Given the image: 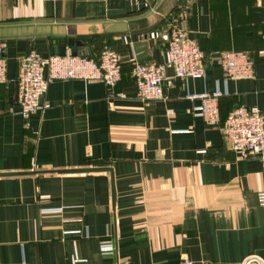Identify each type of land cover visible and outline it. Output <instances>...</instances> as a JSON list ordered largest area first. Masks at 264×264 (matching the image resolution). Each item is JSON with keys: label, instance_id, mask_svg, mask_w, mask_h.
<instances>
[{"label": "crops", "instance_id": "0c3cea01", "mask_svg": "<svg viewBox=\"0 0 264 264\" xmlns=\"http://www.w3.org/2000/svg\"><path fill=\"white\" fill-rule=\"evenodd\" d=\"M173 20L208 54L205 74L168 69L166 97L144 101L134 44L148 36L144 62H165ZM72 41L91 57L119 53L116 90L126 96L110 99L102 79H58L50 106L24 118L22 56ZM0 43V264H71L75 248L89 264H264V156L238 157L222 130L238 106L264 112V0H0ZM230 50L250 53L254 78L225 77L213 60ZM216 89L221 122L209 125L195 115L200 99L186 95Z\"/></svg>", "mask_w": 264, "mask_h": 264}, {"label": "built area", "instance_id": "2783aa9c", "mask_svg": "<svg viewBox=\"0 0 264 264\" xmlns=\"http://www.w3.org/2000/svg\"><path fill=\"white\" fill-rule=\"evenodd\" d=\"M169 42L165 62H135L132 76L137 87V97L144 101L165 98L164 74L172 69L175 76L182 79L203 77L206 71L208 54L200 45L190 38L177 20L168 23ZM4 44L0 43V95L7 82L8 62L4 54ZM216 63L228 79L254 78L256 61L246 51H223L215 57ZM58 79H102L108 88V97H125L126 94L116 90L122 79V65L119 53L106 47L99 58L89 57L83 53L75 54L72 47L64 54L53 53L45 57L37 48L30 49L20 60V69L16 77L17 102L21 115L29 117L47 109L50 104L45 101L49 84ZM223 96L220 89L212 92L191 93L187 99H200L201 104L195 108V115L200 116L209 125L221 122L219 100ZM227 144L240 158H248L254 153L264 156V112L260 109L238 106L232 110L222 126ZM258 203L263 210L264 226V190L257 194ZM44 212H59L61 207H47ZM116 247L112 243H103L101 251L112 254ZM260 262V261H259ZM71 264H89L79 255L75 248Z\"/></svg>", "mask_w": 264, "mask_h": 264}, {"label": "water", "instance_id": "95a60500", "mask_svg": "<svg viewBox=\"0 0 264 264\" xmlns=\"http://www.w3.org/2000/svg\"><path fill=\"white\" fill-rule=\"evenodd\" d=\"M84 42L83 41H76L75 45L72 46V49L75 54L79 53L78 48L83 46ZM152 45V41L148 39V36L145 37V39L138 41L137 43L134 44V49L137 53V59L138 62H144L147 61L150 57L146 51L148 50L149 46ZM66 51V46H62L57 51L55 52L56 54H64ZM90 169H64V170H59L60 173H69V172H86L89 171ZM101 170H107L105 168H95L94 171H101ZM2 174H15V173H2ZM113 201L115 202L116 199V194H115V186L113 184Z\"/></svg>", "mask_w": 264, "mask_h": 264}, {"label": "trees", "instance_id": "16d2710c", "mask_svg": "<svg viewBox=\"0 0 264 264\" xmlns=\"http://www.w3.org/2000/svg\"><path fill=\"white\" fill-rule=\"evenodd\" d=\"M75 42H76V41H72V42H71V45H72V46L75 45ZM107 47H109V46H107ZM80 48H81V47L78 48V51L80 50ZM105 48H106V47H105ZM79 52H80V51H79ZM83 54H84V53H83ZM85 55H87V54H85ZM87 56H89V55H87ZM89 57H91V56H89ZM93 58H96V57H93ZM97 58H98V57H97ZM97 58H96V59H97ZM208 59H209V57L207 58V61H208ZM214 59H215V58H214ZM120 60H121V59H120ZM207 61H206V62H207ZM213 61H214V63H216V60H213ZM121 65H122V64H121Z\"/></svg>", "mask_w": 264, "mask_h": 264}]
</instances>
